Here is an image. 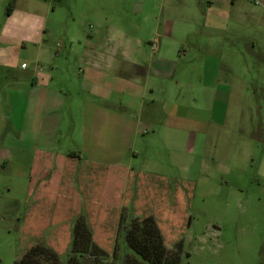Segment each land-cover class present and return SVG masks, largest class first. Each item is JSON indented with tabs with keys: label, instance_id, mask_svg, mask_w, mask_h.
<instances>
[{
	"label": "rangeland",
	"instance_id": "1",
	"mask_svg": "<svg viewBox=\"0 0 264 264\" xmlns=\"http://www.w3.org/2000/svg\"><path fill=\"white\" fill-rule=\"evenodd\" d=\"M94 2L104 8H94ZM129 2L0 0V17L9 6L41 16L48 29L45 39L57 51L79 49L83 37L105 27L145 41L153 25L119 18ZM90 11L92 14H88ZM95 11L114 13L108 14L112 21L106 23L105 17H98ZM196 42L204 45L205 39ZM224 43L230 44L228 52L217 55H208L204 48L192 45V53L174 68L170 81L178 82V87L165 82L167 93L156 100L157 107L164 103L166 112L177 98L181 105L192 106L189 140L187 134H172L164 127L172 121L158 115L151 131L136 137L127 147L120 145L109 152L104 151L109 147H93L81 117L87 97L82 91L77 94L76 82L70 81L60 127L48 154L54 164L57 156L74 160L76 170L67 174L74 189L63 204L55 200L53 207L57 210L51 214L44 206L33 208L37 195L30 172L35 157L33 125L38 115L34 116L22 93L17 92L13 103L3 99L2 112L7 121L3 140L14 147H9L12 157L0 169V264H13L37 243L49 246L63 260L69 253L71 228L78 213L84 214L95 244L108 255L100 264H122L131 254L123 226L150 215L168 253L179 255L180 264H264V46L251 53L243 42L235 46L230 40ZM143 48H148V43ZM22 64L26 70L20 68ZM56 64L74 75V56L61 55ZM16 65L18 72H0V80L3 75L7 82L12 78L22 84L28 82L27 73L33 68L31 54H22ZM205 70L232 77L234 86L228 103L219 95L215 99L214 89L205 88ZM152 83L156 89L161 84ZM222 90L225 97L228 88ZM14 130L17 136H13ZM18 149L24 152L20 154ZM113 163L117 170L133 171L135 181L118 174L117 182L106 186L109 193H95L92 199L88 183L93 164L108 168ZM61 173L59 166L43 171L48 181L58 180ZM46 180L38 185L43 187ZM136 181L147 182L156 193L138 187ZM50 186L56 188L58 184Z\"/></svg>",
	"mask_w": 264,
	"mask_h": 264
},
{
	"label": "crops",
	"instance_id": "2",
	"mask_svg": "<svg viewBox=\"0 0 264 264\" xmlns=\"http://www.w3.org/2000/svg\"><path fill=\"white\" fill-rule=\"evenodd\" d=\"M129 3L119 18L153 25L145 41L137 35L105 27L83 37L79 49L57 51L51 49L49 40L45 39L48 29L41 16L21 10L18 6H9L0 17V72H18L16 64L22 54H31L33 61V68L27 73L30 80L26 83L22 84L16 78L7 82L1 76L0 169L12 157L9 147H14L3 140L7 121L2 112V101L5 99L13 103L18 98L17 92L22 93L34 109V116L37 118L38 115L33 125L35 157L30 172L37 195L35 209H40L43 202L54 198L62 200L63 204L68 199L67 193H72L70 190L74 189L67 175L76 170L74 160L57 156L54 164L48 154L60 127L70 81L76 82L77 94L82 91L87 97L83 101L81 117L93 147H109L105 152L120 145L127 147L136 137L151 131L152 122L158 115L172 121L164 125L172 130V134L177 137L181 133L187 134L189 140L192 136V106L181 105L177 98L166 112L164 103L161 108L157 107L156 100L159 96L165 97V82L172 88L178 87V82L172 83L170 80L178 63L192 53V45L199 50L204 48L208 55L228 52L230 44L224 43L227 40L233 41L231 46L243 42L242 46L251 53L264 46V0H131ZM93 6L103 7L99 2H94ZM88 14H92L91 11ZM95 14L105 17L106 23L111 22V15H114L107 11L101 14L95 11ZM202 39H205L204 45L196 42ZM144 43H148V48H143ZM61 55L75 57L76 68L72 77L56 64V59ZM23 65L20 68L26 70L27 66ZM223 76L205 70L208 82L204 86L214 89L215 99L219 95L228 103L234 82L231 76ZM156 81L161 82L158 89L152 83ZM225 88L228 91L223 97L222 89ZM13 136H17L15 130ZM20 136L19 132L18 143ZM17 152L21 154L24 150L18 149ZM58 166L62 170L59 179L46 180L44 174L47 172L43 174L44 169ZM93 166L88 183L91 184L88 186L92 199L95 193L103 192L105 195L110 186L117 182L118 174L135 181L133 171L117 170L114 163L108 168L98 164ZM43 180L46 181L40 187ZM53 182H57L56 188L50 186ZM138 184L147 192L156 193L149 189L147 182ZM48 205L51 214L56 207Z\"/></svg>",
	"mask_w": 264,
	"mask_h": 264
},
{
	"label": "trees",
	"instance_id": "3",
	"mask_svg": "<svg viewBox=\"0 0 264 264\" xmlns=\"http://www.w3.org/2000/svg\"><path fill=\"white\" fill-rule=\"evenodd\" d=\"M53 203L56 201L43 202L40 209L44 206L49 211L48 204ZM83 215L78 213L75 217L71 228L69 253L63 260L49 246L37 243L13 264H100L108 255L95 244L92 230ZM122 234L131 252L123 259L122 264H180L179 255L168 253L153 215L141 219L134 218L128 226H123Z\"/></svg>",
	"mask_w": 264,
	"mask_h": 264
},
{
	"label": "built area",
	"instance_id": "4",
	"mask_svg": "<svg viewBox=\"0 0 264 264\" xmlns=\"http://www.w3.org/2000/svg\"><path fill=\"white\" fill-rule=\"evenodd\" d=\"M22 67H24V65Z\"/></svg>",
	"mask_w": 264,
	"mask_h": 264
}]
</instances>
